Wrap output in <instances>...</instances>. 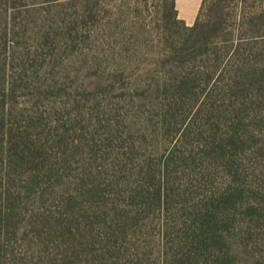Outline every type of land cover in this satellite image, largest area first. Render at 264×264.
I'll return each mask as SVG.
<instances>
[{"label":"trees","instance_id":"trees-1","mask_svg":"<svg viewBox=\"0 0 264 264\" xmlns=\"http://www.w3.org/2000/svg\"><path fill=\"white\" fill-rule=\"evenodd\" d=\"M4 6L0 264H264V0H202L192 26L158 0L149 141L48 107L55 40Z\"/></svg>","mask_w":264,"mask_h":264},{"label":"rangeland","instance_id":"rangeland-1","mask_svg":"<svg viewBox=\"0 0 264 264\" xmlns=\"http://www.w3.org/2000/svg\"><path fill=\"white\" fill-rule=\"evenodd\" d=\"M142 2L0 0V5H5L4 11L15 8L20 23L28 24V34L21 32L25 45L37 46L42 38L55 40L52 50L46 49V53L53 54L55 68V78L49 81L52 97L48 107L56 103L64 115L78 117L86 129L102 133L107 132L104 128L108 123L120 122L124 138L143 141L145 136L149 141L151 126L159 121L155 116L163 98H156L155 87L150 84L157 72L154 53L158 45V0H147L145 7ZM200 6L201 3L188 10L180 0L179 18L195 23ZM143 70L153 75L145 76L148 84L139 87L138 76ZM143 94L146 96L141 97ZM83 128L80 126L77 132ZM146 147L148 157L161 156L162 152L158 154L151 144ZM157 236V231H143L138 237L147 239L149 249L157 250L159 244L152 240ZM27 243L16 248L25 250ZM154 263L156 260L150 259L149 264Z\"/></svg>","mask_w":264,"mask_h":264},{"label":"crops","instance_id":"crops-1","mask_svg":"<svg viewBox=\"0 0 264 264\" xmlns=\"http://www.w3.org/2000/svg\"><path fill=\"white\" fill-rule=\"evenodd\" d=\"M185 2V5L187 6V9L189 10L190 8H193V7H196L198 4H200L202 2V0H183ZM198 1V2H197ZM177 2H180V0H177ZM197 2V3H196ZM178 13H179V9H178ZM181 19V18H180ZM182 20L185 21V23L188 25V26H191L193 25L194 23H190V22H187V20L185 18H182Z\"/></svg>","mask_w":264,"mask_h":264}]
</instances>
